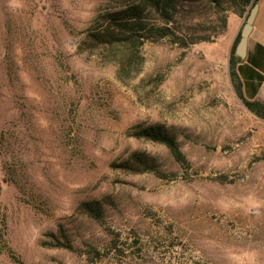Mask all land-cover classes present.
<instances>
[{"label":"rangeland","instance_id":"obj_1","mask_svg":"<svg viewBox=\"0 0 264 264\" xmlns=\"http://www.w3.org/2000/svg\"><path fill=\"white\" fill-rule=\"evenodd\" d=\"M128 1L0 0V264H264V120L229 76L236 6L181 0L169 25L207 39L146 40L123 70L124 48L81 46ZM139 123L187 162L130 136ZM134 150L165 176L116 166ZM59 229L71 249L47 244Z\"/></svg>","mask_w":264,"mask_h":264},{"label":"trees","instance_id":"obj_2","mask_svg":"<svg viewBox=\"0 0 264 264\" xmlns=\"http://www.w3.org/2000/svg\"><path fill=\"white\" fill-rule=\"evenodd\" d=\"M210 1L216 4L222 2V0ZM228 1L236 6L238 15L241 16L242 12L246 11L245 18L250 8L258 2V0ZM180 2L181 0H130L120 7L98 12L94 18L93 26L86 32L81 48L89 52L101 48H124L123 57L125 58L120 60L119 65L121 69L127 70V65L133 62V51L137 50L138 46L146 40L157 41L168 38L184 48L199 40L207 39L205 36L186 37L169 25V22L175 19ZM240 29L232 41L229 52L230 80L244 105L264 120V102L257 99H246L240 90L235 68L239 56L234 54L235 46L240 38ZM129 135L136 139L163 144L177 162H187L175 134L162 123L136 124L131 127ZM116 166L132 173L152 172L157 176H165V173L159 168L156 158L145 151L134 150ZM218 178L223 179L222 176ZM80 208L96 219L101 217V205L98 201L83 202L80 204ZM59 234L62 240L54 236L53 241L47 244L52 247L71 249L72 246L62 229H59Z\"/></svg>","mask_w":264,"mask_h":264},{"label":"crops","instance_id":"obj_3","mask_svg":"<svg viewBox=\"0 0 264 264\" xmlns=\"http://www.w3.org/2000/svg\"><path fill=\"white\" fill-rule=\"evenodd\" d=\"M242 22L243 17L237 16L233 40ZM235 68L242 95L249 100L264 102V0L257 2V12L247 38L244 56L239 57Z\"/></svg>","mask_w":264,"mask_h":264},{"label":"water","instance_id":"obj_4","mask_svg":"<svg viewBox=\"0 0 264 264\" xmlns=\"http://www.w3.org/2000/svg\"><path fill=\"white\" fill-rule=\"evenodd\" d=\"M257 12V3H255L249 10L244 23L240 29V38L235 46L234 54L243 57L245 52V47L247 43V38L251 32L253 20Z\"/></svg>","mask_w":264,"mask_h":264}]
</instances>
